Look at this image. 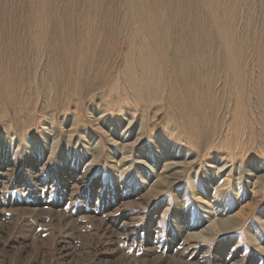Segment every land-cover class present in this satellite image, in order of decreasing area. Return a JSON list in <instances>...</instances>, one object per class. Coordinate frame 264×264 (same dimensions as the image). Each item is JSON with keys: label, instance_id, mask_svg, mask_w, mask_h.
Returning a JSON list of instances; mask_svg holds the SVG:
<instances>
[{"label": "rangeland", "instance_id": "374dc122", "mask_svg": "<svg viewBox=\"0 0 264 264\" xmlns=\"http://www.w3.org/2000/svg\"><path fill=\"white\" fill-rule=\"evenodd\" d=\"M0 264H264V0H0Z\"/></svg>", "mask_w": 264, "mask_h": 264}, {"label": "bare ground", "instance_id": "6f19581e", "mask_svg": "<svg viewBox=\"0 0 264 264\" xmlns=\"http://www.w3.org/2000/svg\"><path fill=\"white\" fill-rule=\"evenodd\" d=\"M215 3V2H214ZM222 221V220H221ZM226 222H227V220H226ZM225 224V223H224ZM228 224V223H227ZM229 225V224H228ZM224 226V225H223ZM227 227V226H226Z\"/></svg>", "mask_w": 264, "mask_h": 264}]
</instances>
